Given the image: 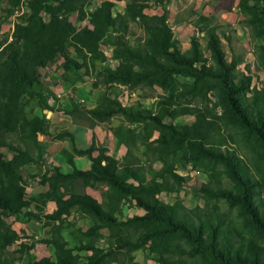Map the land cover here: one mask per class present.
<instances>
[{
	"label": "trees",
	"instance_id": "16d2710c",
	"mask_svg": "<svg viewBox=\"0 0 264 264\" xmlns=\"http://www.w3.org/2000/svg\"><path fill=\"white\" fill-rule=\"evenodd\" d=\"M6 1L8 15L21 2L27 10L22 13V22L14 24L11 40L3 46L0 55V264H11L5 253L16 241H22L6 218L22 216L50 229L48 238H32L33 244L53 247V257L33 259L29 264H110L108 258L118 250L136 249L150 243L152 251L163 255L153 245L169 248L171 241H177L174 247L181 256L176 264H264V209L253 202L252 192L242 178L245 172L240 158L213 148L214 144L210 143L212 124L200 112L172 109L174 77L192 78L193 85L185 87L191 92L197 90L199 83L212 81L241 124L254 132L264 149V86L251 87V76L235 72L239 59L233 56L230 61L226 60L220 38L212 32L207 35L205 48L213 64L208 63L195 39L182 51L173 37L167 12L152 15L144 12L148 1L159 4L165 0H125L123 15L113 14L114 2L118 0H104L91 13L89 23L80 28H76L69 17L81 8V0ZM252 1L255 4H251ZM238 9L246 17L243 22L252 35L264 39V0H239ZM127 18L135 21L145 33L138 46H131L126 39ZM109 32L115 34L113 51L118 63L97 72L102 82L130 89L158 86L167 95L160 96L154 109H145L139 103L124 105L115 96L100 91L96 104L83 108V112L93 122H106L120 115L131 125L141 124L143 145L153 159L162 163L152 177L147 176L149 166L139 164L132 152L136 143L133 129L128 136L126 154L118 159L93 139L87 148L78 149L73 134L67 131L51 134L49 119L44 115L25 116V106L33 100L42 109L53 110L41 91L39 69L60 59L64 71L72 68L90 71L97 62L105 60L101 43ZM256 47L264 59V43ZM75 111L72 108L70 113ZM180 114H192L195 119L191 124L165 122L166 117L175 120ZM9 132L17 133L18 144H8L6 134ZM39 134L54 139L67 137L73 152L89 159V169H78L72 158L66 157L72 167L70 173H63L56 165L36 174L23 173V167L44 160L37 140ZM186 143L192 145L197 158H213L226 167L240 189L239 210L244 215L243 220L219 208L204 213L197 205L187 208L182 202L167 204L159 199L162 192L173 190L168 182V176L173 173L163 157L176 155L178 145ZM28 148H34L37 155L30 154ZM75 179L82 180L86 186L105 185L102 202L88 194L76 193ZM34 180L47 189L37 194L27 193L28 183ZM124 199L132 201L143 214L119 219L116 213ZM48 201L55 204L51 213L42 211ZM73 208L91 222L84 231L77 230L91 238L80 246V250L88 252L84 256L68 246L62 236ZM130 226L146 230L135 240L111 235L113 229L124 231ZM104 228L109 230L106 249L95 245ZM20 245L15 253L34 246Z\"/></svg>",
	"mask_w": 264,
	"mask_h": 264
},
{
	"label": "rangeland",
	"instance_id": "374dc122",
	"mask_svg": "<svg viewBox=\"0 0 264 264\" xmlns=\"http://www.w3.org/2000/svg\"><path fill=\"white\" fill-rule=\"evenodd\" d=\"M102 1L104 0H81V8L71 13L70 21L76 28L87 25L91 13ZM238 1L165 0L159 4L148 1L144 12L152 15L166 11L167 21L173 32V37L178 41V47L184 51L189 47L191 39L197 40L203 55L208 58L209 64H213V60L205 46L207 35L212 32L220 38L227 61H230L233 56L238 57L239 63L235 72H242L251 76V87L260 88L264 86V59L260 56L256 46L264 43V39L254 37L250 28L243 22L246 17L239 11ZM251 4L255 3L252 1ZM125 5V0L115 1L112 8L113 14H125ZM26 10V6L21 2L12 14L22 22L24 16L22 13ZM127 23V41L131 46L140 45L145 37L143 29L129 18H127ZM114 36L113 32H109L103 39L101 49L105 54V60L97 62L93 69L88 72H84V69L72 68L66 75H63L64 70L62 67L60 68L58 63L55 64L52 67L55 74L51 76L54 79H51L50 85L56 86V90L60 91L61 96H57V93L52 91L53 88L48 87L49 82H41V87L46 88V93L43 92L45 99L52 98L55 101L53 102V110L50 112V110L42 109L37 101L33 100L25 106V116L30 118L37 116V114L44 115L49 119L51 134L67 131L76 135V143L79 146H86L93 139L97 145H107V148H111L114 143L110 142V138L114 137L118 142L121 140L127 142L133 129L136 143L131 148L132 152L138 158L139 164L146 168L149 166L146 172L148 177H151L161 168L162 163L153 159L154 156L143 145L141 124L131 125L124 121L120 115H114L106 122H93L83 112V108H88L90 104L96 102L100 91L115 96L124 105L139 103L145 109H154L160 96L167 95L158 86L130 89L126 86L108 85L102 82V78L99 77L97 72L105 67H114L118 63L113 51ZM174 78L172 109L187 108L192 110L193 113L200 112L212 124L210 143L214 144L213 148L232 153L240 158L245 172L242 178L245 180L246 187L252 192L253 202L261 205L264 209V149L261 142L253 131L248 130L241 124L232 108L222 97L220 89L212 81H209V84H207V81L199 83L197 90L191 92L185 87L193 85L192 78L187 76H176ZM81 98L84 99L83 102L80 101ZM61 99L63 100L60 101ZM72 108L76 110L74 113H70ZM194 119L195 116L192 114H180L175 120L166 117L165 122L191 124ZM255 122L257 123L256 120ZM15 135L18 136L17 133ZM38 137L41 138V135ZM44 137V140L47 141L42 145L41 150L44 160L27 167L31 169V171H27L33 174L43 172L50 166L52 167L53 162L58 164L57 150L61 149L64 140H67V137L61 139L50 138L48 135ZM117 148L115 147L113 154L117 157L123 156L126 150L122 147H119L118 150ZM28 149L30 154L37 155L34 148ZM2 150L5 151L4 148ZM163 159L169 166L170 172L173 173L172 176H168V182L173 190L162 192L159 195L162 202L171 204L178 201L182 202L187 208L197 205L204 213H211L214 208H219L220 211L229 214L231 217L235 216L240 221L244 219L243 213L239 210L240 189L233 182L222 162L208 157L197 158L192 145L189 143L178 145L176 155L165 154ZM60 162H62L61 159ZM25 169L26 167L22 168V170ZM30 184H32L28 186L30 194L40 190L38 184L32 182ZM101 189L102 186L100 185L90 190L99 196ZM77 214L78 212L72 209L71 216L67 218V225L62 230V236L67 241L68 246L74 247L77 254L84 256L88 252L80 250V246L90 242L91 238L77 230L84 231L90 226V222L80 218ZM140 214H143V210L127 199L122 201L121 207L116 213L121 220ZM6 220L22 238V241H16L5 253L11 264H29L33 259L44 256L53 257L52 246L41 243L33 244L31 240L32 238H48L50 236L49 227L36 220L25 219L23 216L16 219L7 217ZM145 230L146 228L143 227L130 226L124 231L113 229L111 235L131 237L135 240ZM100 232L95 240V245L106 249L108 248L109 230L104 228ZM176 242L171 241L169 248L153 245V248L161 250L163 255L152 251L150 243H147L136 249L128 250L124 248L118 250L108 259L111 260L110 264H176L181 257L177 254L176 247H174ZM20 244L34 246L30 249L22 248V253H15L19 250L18 246H21ZM179 244L183 243L179 242Z\"/></svg>",
	"mask_w": 264,
	"mask_h": 264
},
{
	"label": "crops",
	"instance_id": "0c3cea01",
	"mask_svg": "<svg viewBox=\"0 0 264 264\" xmlns=\"http://www.w3.org/2000/svg\"><path fill=\"white\" fill-rule=\"evenodd\" d=\"M7 7H8L7 1L6 0H0V55H1V50H2L3 46L5 44H7L11 40V34H12V31H13L14 24L16 22H20L17 18H15L16 16L14 14H12V13H10L9 15L6 14L5 9ZM57 63L60 65V59H57L54 63L49 64V65L45 66L44 68L39 69L37 77H38L40 83L41 82L42 83H44V82L45 83H48L49 82L48 87L53 88L52 91L54 93H57V96H61L60 91H57L56 90V86L53 87L52 85H50L51 84L50 81H52L54 79V77L51 78V76L53 74H55V72H53L52 67H54V65L57 64ZM67 72H69V71H64L62 74L63 75H66ZM62 74H61V76H62ZM44 85H46V84H44ZM45 89L46 88L43 89L41 87V91L44 92V93H46ZM51 100H52V98L46 99L48 105L54 107L53 106V104H54L53 102H55V101L52 100V102H51ZM62 100L63 99H61L60 101H62ZM80 101L83 102L84 99L81 98ZM96 102H97V100H96ZM96 102L93 103V104H90L89 107H93L96 104ZM38 115L39 114H37V116ZM100 123H102V122H100ZM14 133L15 132H9V133L6 134V140H7L8 144L16 145V144L19 143L18 136L15 135L16 133L15 134ZM104 133H106V132H104ZM39 135H41V134H39ZM38 136H37V140H38L40 146L42 147V145L47 142V141L44 140L45 139V137H44L45 135H41V138H39ZM74 137H75V143H76L77 142L76 135H74ZM95 137H96V135H95ZM110 142L114 143L111 148L110 147L107 148L106 147L107 145L106 146L103 145V146L108 149L109 153L112 156H114V157H116L118 159H120L121 157H123L126 152L124 153L123 156L117 157V156H115L113 154V151H114L115 147L116 148L117 147L118 148L119 147L120 148L122 147V149L127 150V148H128L127 142L126 141H122V140L120 142H118V140H115L114 137L113 138H110ZM89 144L90 143L86 144V146H79L76 143V147L78 149H85V148L88 147ZM113 146H114V148H113ZM118 148H117V150H118ZM1 151H3V150L1 149ZM57 151H58V153H57V156L56 157H57V159H59L58 160V164H56V163L53 162V165L58 166L63 173H70L72 171V167L67 163L66 157H71L72 160H73V162H74V165L78 169H81V170H87V169H89V167H90V161H89V159L87 157H85V156L76 155L73 152V150H72V144H71V142H70L69 139L64 140L63 145H62V148L61 149H58ZM60 159L62 160V162H60ZM25 167H26V169L25 170H22V171H25L23 173H31V172H28L27 171V170L31 171V169L30 168H27L28 166H25ZM49 168H51V166ZM31 182L33 184H38L40 186V190H38L37 192L32 193V194H37V193L43 192V191H45L47 189V186L46 185H42V184L38 183V181L34 180V181H30L28 183L27 188H26L27 193H29L28 192V186L29 185H32V184H30ZM73 185H74V190H75L76 193H79V194H83V193L88 194V195L92 196L93 198H95L98 202H102V193L106 189V186L105 185H103V184H96L95 186H86V185H84V183L80 179H75L73 181ZM100 185L102 186V189L100 190V192H99L100 195L98 196V195L94 194L90 189H94V188H96L97 186H100ZM54 208H55V204L53 202H51V201H48L46 203V205L42 208V211H44L45 213H51L54 210ZM71 213H72V211H71ZM77 215L80 218H82V219L90 222L87 218H84V217L80 216L79 213ZM140 215H142V214H140ZM90 224H91V222H90Z\"/></svg>",
	"mask_w": 264,
	"mask_h": 264
}]
</instances>
